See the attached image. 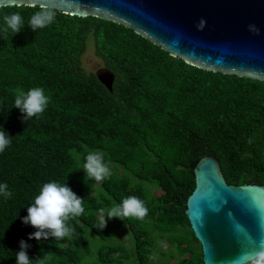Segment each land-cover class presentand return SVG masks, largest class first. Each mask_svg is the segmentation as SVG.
<instances>
[{
    "label": "trees",
    "instance_id": "obj_1",
    "mask_svg": "<svg viewBox=\"0 0 264 264\" xmlns=\"http://www.w3.org/2000/svg\"><path fill=\"white\" fill-rule=\"evenodd\" d=\"M39 10L0 8V27L5 14L23 19L19 33L0 32V128L12 137L0 153V184L12 193L0 196V264H16L21 240L32 260L53 253L45 264H203L185 215L193 168L214 156L228 185H264V83L197 69L94 17L52 10L54 22L34 32L28 24ZM89 45L114 75L112 91L84 70ZM33 87L50 102L24 121L15 96ZM91 151L103 152L111 169L102 182L85 180ZM53 181L66 182L85 211L68 222L74 235L28 240L35 230L21 219L41 186ZM133 195L148 209L143 220L113 218L96 227L101 208ZM85 228L103 242L96 251Z\"/></svg>",
    "mask_w": 264,
    "mask_h": 264
},
{
    "label": "water",
    "instance_id": "obj_2",
    "mask_svg": "<svg viewBox=\"0 0 264 264\" xmlns=\"http://www.w3.org/2000/svg\"><path fill=\"white\" fill-rule=\"evenodd\" d=\"M14 6L113 22L187 65L264 83V0H0V8ZM95 76L112 91L110 71ZM193 174L185 215L203 264H234L264 249V185H228L214 156Z\"/></svg>",
    "mask_w": 264,
    "mask_h": 264
},
{
    "label": "clouds",
    "instance_id": "obj_3",
    "mask_svg": "<svg viewBox=\"0 0 264 264\" xmlns=\"http://www.w3.org/2000/svg\"><path fill=\"white\" fill-rule=\"evenodd\" d=\"M55 13L48 7L42 6L29 20L28 27L32 31L42 29L54 22ZM4 26L0 32L7 34L9 30L15 35L23 28V19L17 13L5 14ZM50 99L45 95L41 87L30 88L27 92L17 90L14 107L20 111L23 120L39 117L45 111ZM12 137L0 128V153L11 143ZM249 143L252 141L249 140ZM83 172L85 180L102 182L112 175L109 164L104 160V153L91 151L84 158ZM0 196L11 198L12 193L7 184H0ZM84 199L78 197L65 183L48 182L41 186L33 202L27 207V214L21 219V223L30 226L35 231L28 236V240H63L75 234V230L69 225V220L79 217L84 213ZM148 213L144 201L137 196H128L121 203L113 205L109 209L99 210V220L96 227L103 230L107 222L113 218L124 221L128 218L143 220ZM31 246L25 241L19 242V251L16 253V264H45L52 258L53 253H46L42 258L32 260L27 249ZM234 264H264V249L254 254L245 253L236 258Z\"/></svg>",
    "mask_w": 264,
    "mask_h": 264
},
{
    "label": "rangeland",
    "instance_id": "obj_4",
    "mask_svg": "<svg viewBox=\"0 0 264 264\" xmlns=\"http://www.w3.org/2000/svg\"><path fill=\"white\" fill-rule=\"evenodd\" d=\"M82 66L84 70L88 73H95L99 69L103 68L102 62L94 56L92 45L88 46L87 51L82 58ZM114 233H115L114 237H116V239L121 238V235H119V233L117 232H114ZM84 235H85L86 240L90 243L91 247L95 249V251L100 246L103 245V242H101V240L96 235H94L91 231H89L87 228L84 229ZM161 247H162L161 249H163L162 251L168 252V250H170L164 241L161 242ZM155 260L158 261L157 258H155ZM94 262L91 261L85 264H92Z\"/></svg>",
    "mask_w": 264,
    "mask_h": 264
}]
</instances>
